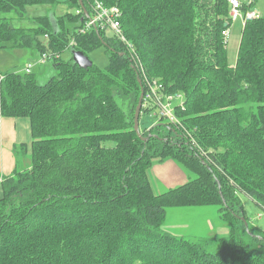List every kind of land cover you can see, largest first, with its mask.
Instances as JSON below:
<instances>
[{
  "label": "trees",
  "instance_id": "obj_1",
  "mask_svg": "<svg viewBox=\"0 0 264 264\" xmlns=\"http://www.w3.org/2000/svg\"><path fill=\"white\" fill-rule=\"evenodd\" d=\"M94 2L120 9L147 79L182 97L177 125L160 119L136 135L142 77L116 37L80 33L86 15L77 11ZM39 4L59 3L0 0V49L49 52L40 67L52 70L46 82L44 70L0 74V116L28 119L32 137L29 164L2 183L0 264H264V232L239 199L264 210V15L245 22L231 66L227 0H62L61 16L13 26ZM99 47L105 69L73 62L72 52ZM154 109L142 106L139 120ZM152 160H172L192 178L155 194ZM209 206L226 239L195 243L163 229L168 209Z\"/></svg>",
  "mask_w": 264,
  "mask_h": 264
},
{
  "label": "rangeland",
  "instance_id": "obj_2",
  "mask_svg": "<svg viewBox=\"0 0 264 264\" xmlns=\"http://www.w3.org/2000/svg\"><path fill=\"white\" fill-rule=\"evenodd\" d=\"M58 3L59 4L55 8L47 4L28 6L26 8L24 18L22 20H15L12 22V24L15 28L29 30L34 27L32 21L35 18L48 16L50 12H54L56 16H61L68 10L66 6L62 4V0H58ZM253 9L258 16H263L264 0H255ZM242 29L243 21L241 19H237L235 21L230 20V26L227 29L226 37V55L227 62L231 66L235 65L237 59L242 36ZM70 57L71 55L68 51L61 54V59L63 61L69 60ZM88 57L90 58L91 62L100 69H105L108 65V58L103 47L97 48L96 50L91 52ZM40 60L41 53L29 48L0 49V74L13 72L23 75L24 68L27 65H32V73L34 74L38 75L44 70V72L40 75L39 80L41 82H46L47 79L52 76V70L49 67L42 70V66L40 67L38 65V62ZM181 102H183V99L180 96L178 99H175L173 101L172 107L178 106L179 104H181ZM157 113V110H152L150 115H141L139 120L140 132L146 129L149 130L159 123L160 119L157 116ZM161 124L166 125V121L162 120ZM161 129L164 130L165 128L161 127ZM105 146L112 147L113 144L111 142H108L105 144ZM25 154L29 155L30 151L29 153H27L26 150L23 151L19 149L18 153L16 154L17 159L19 156L18 161L20 163V166H18L17 169L19 171L26 168L29 164L27 161H24L28 158V156L25 157ZM157 163L160 162L157 160H152L151 166L148 171V177L151 182L152 177L154 178L153 183L157 184L156 189L154 190L155 194H160L169 190V188H166L159 184L158 179L160 177L158 175L157 178V173L154 170V165ZM182 171L184 172L186 181H184V183H182L181 185L187 183L190 178H192V175L189 172L185 171L184 169H182ZM239 199L244 208L246 216L249 219V224L264 232V210L242 193L239 194ZM163 229L176 237H180L184 240H189L195 243H200L208 239H226L229 234L228 227L223 222L218 207L214 206L170 208L166 212V219ZM209 247L211 248V246Z\"/></svg>",
  "mask_w": 264,
  "mask_h": 264
},
{
  "label": "built area",
  "instance_id": "obj_3",
  "mask_svg": "<svg viewBox=\"0 0 264 264\" xmlns=\"http://www.w3.org/2000/svg\"><path fill=\"white\" fill-rule=\"evenodd\" d=\"M227 2L230 7L229 18L231 21L241 19L244 26L246 21L259 17L253 9L255 0H227ZM81 12L86 15L84 26L80 29L81 34H85L93 30L97 33H105L107 35L114 36L119 40V42L125 45L130 56L131 63L136 68L138 73H140L143 80H141L143 82L141 84L143 89L142 106L152 105L155 108L154 110L158 111L157 116L159 119L166 120L173 126L177 125L178 119L175 116V107H172V103L180 96L171 94L164 95L160 84L154 80L147 79L135 49L130 45V43H128L122 33L120 22L122 19V13L120 9L116 6L107 7L100 2H94L90 4L88 11L83 8L81 11H77V14H80ZM223 34L226 39L227 31ZM50 54L51 53L49 52L42 54L38 65H44L48 58H50ZM32 68V65H27L23 72L28 74L32 72Z\"/></svg>",
  "mask_w": 264,
  "mask_h": 264
},
{
  "label": "crops",
  "instance_id": "obj_4",
  "mask_svg": "<svg viewBox=\"0 0 264 264\" xmlns=\"http://www.w3.org/2000/svg\"><path fill=\"white\" fill-rule=\"evenodd\" d=\"M42 68V67H41ZM41 70V69H40ZM32 142L30 121L26 118H3L0 116V197L2 196V183L7 177L13 176L20 166L18 149L25 145L29 153ZM25 161V160H24ZM26 165V164H24ZM154 170L159 175V184L172 189L184 183L185 175L182 169L172 160H166L154 165ZM152 177L153 191L156 189ZM155 192V191H154Z\"/></svg>",
  "mask_w": 264,
  "mask_h": 264
},
{
  "label": "water",
  "instance_id": "obj_5",
  "mask_svg": "<svg viewBox=\"0 0 264 264\" xmlns=\"http://www.w3.org/2000/svg\"><path fill=\"white\" fill-rule=\"evenodd\" d=\"M72 60L80 69H87L93 66L91 60L84 56L81 52H72ZM138 84L140 86V97L136 106L134 114V131L138 137H141V132L139 130V115L141 113L142 103H143V89L141 87V81L138 79Z\"/></svg>",
  "mask_w": 264,
  "mask_h": 264
}]
</instances>
